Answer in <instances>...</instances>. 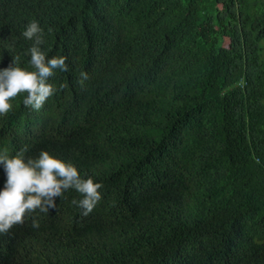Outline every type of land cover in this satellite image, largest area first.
Wrapping results in <instances>:
<instances>
[{
  "label": "trees",
  "instance_id": "trees-1",
  "mask_svg": "<svg viewBox=\"0 0 264 264\" xmlns=\"http://www.w3.org/2000/svg\"><path fill=\"white\" fill-rule=\"evenodd\" d=\"M33 20L68 71L39 111L10 101L0 150L71 162L102 197L26 214L0 264H264V0H0V68L33 70Z\"/></svg>",
  "mask_w": 264,
  "mask_h": 264
},
{
  "label": "clouds",
  "instance_id": "clouds-1",
  "mask_svg": "<svg viewBox=\"0 0 264 264\" xmlns=\"http://www.w3.org/2000/svg\"><path fill=\"white\" fill-rule=\"evenodd\" d=\"M51 32V29H48ZM21 36L32 42L26 55H30L32 71L18 66L20 57H12L7 68H0V116L12 110L10 102L21 94L23 105L39 111L46 101L55 94L56 88L49 83L57 70L68 71L67 58L49 57L41 49L45 30L39 21L33 20L25 25ZM87 79L86 73H81ZM26 149H21L14 156L6 150H0V168L5 180L0 187V234L7 233L14 225L23 223L28 213L39 210L48 213L56 207V198H61L69 189L80 195L72 204L82 210V215H89L101 200L102 183L92 177H85L71 162L63 161L41 150L35 157L26 156ZM32 227L39 223L33 220Z\"/></svg>",
  "mask_w": 264,
  "mask_h": 264
},
{
  "label": "bare ground",
  "instance_id": "bare-ground-1",
  "mask_svg": "<svg viewBox=\"0 0 264 264\" xmlns=\"http://www.w3.org/2000/svg\"><path fill=\"white\" fill-rule=\"evenodd\" d=\"M190 185V184H189ZM196 200V199H195ZM171 220V219H170Z\"/></svg>",
  "mask_w": 264,
  "mask_h": 264
}]
</instances>
